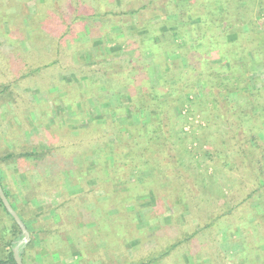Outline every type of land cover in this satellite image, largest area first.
<instances>
[{
  "label": "rangeland",
  "instance_id": "obj_1",
  "mask_svg": "<svg viewBox=\"0 0 264 264\" xmlns=\"http://www.w3.org/2000/svg\"><path fill=\"white\" fill-rule=\"evenodd\" d=\"M53 1L58 4L60 2L59 14L68 10L64 22L67 19L70 20V10L68 7L63 6L66 1ZM90 1L93 2L89 0L87 5L82 6L87 13H90L91 7H95L94 3ZM107 1L111 4L104 2V5H108L106 9L115 7V11L131 9L132 7L136 9L141 3V0ZM46 2L47 0H26L24 10L27 9L29 13L27 12L24 19L13 25L15 26L14 30L12 29L14 17L9 18L8 21V13L6 12L9 7L13 11L19 12V4L2 0V5H0V33H4L3 37L0 38V87L7 86L9 81L16 79L13 84V99L8 100V96L0 98V159L8 154V151L17 153V151H26L28 147L32 149L36 145L47 144L46 137L42 135L43 130H47L51 139L55 141L53 142L54 145L60 146L66 139L67 141L72 139L71 143H76L71 146L73 152L65 148L61 151V154L63 153L67 159L70 158L72 162L78 161L85 166L82 169L87 174L95 173L93 175L96 177L92 176V180L97 183L87 184L86 179L81 180V178H79L80 183L71 178L69 180L70 175L68 173L70 174V172L68 171L66 174L65 171L70 166H67L65 171H62V168L55 169L57 173L53 174L44 161L36 163L13 160L9 164L8 161L0 162V173L3 176L7 194H11V198L17 202V206L23 207L22 211H25L24 218L32 223V226L39 233L38 237L42 238L41 242L40 239L37 240L40 245L37 244L36 246L44 247L48 253L42 256L36 246V248L25 250L27 263L246 264L249 256L243 251L246 250L247 246L239 241L242 246V253L235 254V248L232 245L234 239L238 240L243 236L241 235L242 230L238 226L232 227L233 223L237 225L242 219L246 220V211H243V215L235 214L226 222L222 220L224 226L218 225L214 228H206L199 235L192 237V239H196H188L198 231L197 220L200 213H202L200 212L202 206L200 204L198 206L194 205V197L200 195L198 198L214 199V208L223 207V204L231 208L245 197L246 194L242 189L244 184H239V182L233 184V186L230 185L231 194L226 198L222 196L224 194L219 192H210L216 190L218 185L223 186L225 184L226 187L229 181H233L232 176L235 175L239 162L232 152H228L226 164L224 162L219 164L216 156L210 159L208 157L209 152H203L208 147L205 141L200 140L202 141L200 149L194 152L193 148L196 147V142L189 138L184 139L180 148L181 153L176 156V163L187 170V175H184L185 181L187 185L192 186L191 190L195 192L191 195L179 192L181 188L168 168L163 169V172L144 169L134 177V174L131 175L130 165L126 169L115 170V163V166L113 165L114 167L112 166L113 168L111 167L112 170L109 172L104 168L103 170L90 168V165L98 166L97 164L102 159H109V156L100 158L94 155L93 149L96 145H92L91 150L86 148L85 152L78 154L80 157L75 155L83 144L87 145V140H84V129L87 128L89 119L102 121L104 118L110 117L112 121L119 123L118 125L127 124L128 120L140 123L143 119H148V111L139 112L133 120L130 119L131 108L127 109V114L121 112L116 115L115 111L107 112V105L111 104L115 108L119 104L121 105L122 100L113 91H106L109 87L108 83L104 81V79H107L106 73H98L99 70L102 71L105 70V67L108 68L106 63H110L111 68H113L111 78L113 81L118 80L120 77L118 72L125 69L127 61L135 62L136 52L139 50L140 53L141 47L125 46L124 43L130 42L138 36L134 30L125 25L118 23L112 26L103 25L101 29H95L90 23L79 25L78 21H75L74 24L77 25L72 28L74 31L73 36H67L63 40L64 47L61 48L59 57L61 61L60 68L49 66L40 76H26L24 75L25 70L24 73L21 71L24 69L22 68L24 60L26 63H38L50 59L52 56L50 51L53 50V47L55 48L57 42L55 39L54 41L47 39L48 35L42 36L46 26H39L41 23L28 24L30 14L41 9L40 7H43ZM182 2L185 5L186 0H182ZM253 19L256 25L259 26L257 23L264 20V6H262L261 11H255ZM125 20H129V22L131 20L134 25L135 21L138 20V15L134 14ZM93 21V23H96L97 20ZM12 30L14 33H11ZM54 33L56 34V31ZM89 53H92L93 57ZM144 59L148 65V78H136L135 86L148 83L146 86H141L144 90L150 89V86L158 87L162 82L160 68L153 64L149 54H146ZM108 71H110V68H108ZM177 71L176 73H178ZM249 76L252 83L246 87L247 90H244L245 88L241 86H239V91L237 88H231L229 101L234 111L239 109V94H246L248 98V95L256 88H260L264 94V66H252ZM121 81V83H125L126 79ZM120 85L118 82H114V86L118 88V91H124V88H119ZM234 85L235 83L232 82L230 87H236ZM97 86L102 88L104 94L96 99L93 97L95 93L93 89L98 88ZM71 87L77 88V94L72 99L67 100L66 103L62 93L63 90ZM101 98H105L106 101L99 102L102 100ZM248 99L249 101L253 100L252 96ZM12 101L17 102L18 108ZM246 105L244 107L249 112L251 109L250 104L246 103ZM184 109L182 113L187 116L186 120L184 119V131L189 132L190 127L197 126L198 123L204 126L207 121L206 110L202 114L198 112L189 114L188 109ZM173 112L178 117L177 110L175 109ZM252 112L258 119L259 110L254 108ZM261 115L264 120V111ZM226 131L228 132L229 128L220 124L218 135H227ZM105 132L109 133V128ZM204 132H207V130ZM114 133H116L115 128L111 130L109 136V139L113 141L115 139ZM117 146L119 145L115 144L110 149L114 158L122 152H119ZM114 158L112 159L115 162ZM209 175L214 176L210 177L211 182L207 181ZM56 176L59 177L58 180ZM153 176L155 177V187L145 184L148 188L141 191L139 186H143V181ZM253 180L250 179L247 184L252 183ZM205 181L213 183V186L205 189ZM85 183L87 184L86 188ZM133 183L137 186H132ZM107 186L112 190L121 192L131 188L133 194L123 197L122 206L124 209H118L116 206L107 208L106 211H102L103 214L100 218L104 219L103 217H105L106 219L107 214L113 216L119 212H125L133 216L134 232L130 234L129 239H126V237L123 238L120 235L121 230L117 229L119 226L104 224L101 226L100 233L94 232V241L99 239L101 242L97 243L93 242V238L89 234V229H92L96 220L93 219L91 214L85 213L86 211L84 212L83 209L92 211L96 205L93 199L90 200L91 195L87 193V189H94L97 197H99L98 200H100V196L103 195V191ZM39 190L42 191L38 193ZM155 190L162 192L164 195L165 191L174 190L171 192L176 197L175 202L179 210L176 209L178 211L173 212L170 210L169 205L164 206L166 203L164 196L161 195L159 201L155 195ZM196 190H200V193ZM72 197H74L73 200ZM262 201H264V198L260 197L250 203V207H258L261 204L264 206ZM208 219H210V216H208ZM79 223H82V225H79ZM7 225L6 217L0 213V228H6ZM45 228L50 232L44 235L43 229ZM177 237H184L188 240L180 246L172 248L169 252V247L173 245L171 243H174L173 241ZM2 249L0 243V255L3 254ZM165 251L169 253L163 256L162 254ZM251 255H259V253L255 249ZM255 260L256 256L251 260V264H257Z\"/></svg>",
  "mask_w": 264,
  "mask_h": 264
},
{
  "label": "trees",
  "instance_id": "obj_2",
  "mask_svg": "<svg viewBox=\"0 0 264 264\" xmlns=\"http://www.w3.org/2000/svg\"><path fill=\"white\" fill-rule=\"evenodd\" d=\"M25 1L9 0L12 4H19L20 10L15 12L11 7H7L8 21L9 18L14 17V23L12 21L13 30L15 29L13 25L27 16L28 11L27 9L24 10V6L26 8ZM64 1L66 2L63 3V6L68 7L71 13L70 20L67 19L66 22H64V19L68 10L59 14L60 2L58 4L53 0H47L43 7L39 6L41 9L30 14L28 24L41 23L39 26H46L42 36L48 35L47 39L53 41L55 39L57 42L55 41L54 51H50L52 54L50 59L38 63H26L24 60L22 67L24 69L21 70L23 73L25 70L24 75L37 77L49 66L60 68L61 61L59 57L61 48L64 47L63 40L67 36H73L74 31L72 28L77 25L74 24L75 21H78L79 25L90 23L95 29H101L103 25L112 26L119 23L138 34L136 39L124 43L125 46H135L136 48L140 46L141 52L139 53V50L136 52L134 63L131 60L127 61L125 69L118 72L120 77L118 76L119 79L115 81L121 84L119 88H124V91H118V88L114 86L115 81L111 78L113 68H111L110 63H106L110 71L107 67H105V70L98 71V73H106L107 79H104V81L109 85L106 91H113L122 100L121 105L119 104L115 108L111 104L107 105L106 111L110 113L115 111L116 115L121 112L127 114V109L131 108L129 115L132 120L139 112H149L148 119H143L140 122L141 125L129 120L127 124L118 125L119 123L112 121L110 117L104 118L102 121L89 119L87 128L84 129V140H87V145L83 144L75 155L80 157L78 154L85 152L87 149L91 150L92 145H96L93 149L94 155L100 158L109 156V159H102L97 164L98 166L90 165V168L96 170H103L104 168L109 172L115 163V170L126 169L130 165L131 175L134 174V177L144 169L163 172V169L168 168L181 188L179 192L191 195L195 192L191 190L192 186L187 185L185 181L184 175H187V170L176 163V156L181 153L180 148L184 139L189 138L196 142V147L193 148L194 152H197L202 141H205L208 147L203 152H209L208 157L210 159L216 156L219 164L222 162L226 164L228 161L227 154L232 152L239 162L238 169L235 171V175L232 176L233 181H229L230 183L228 182L226 187L225 184L223 186L218 185L216 190L210 192H219L224 194L222 196L226 198L231 194L230 185L233 186V184L239 182V184H244L242 189L246 194L245 197L231 208L226 204H223V207L214 208V199H211V201L210 199L198 198L200 195L194 197V205L198 206L200 204L202 206L200 212L202 213H200L197 220L198 231L188 239L199 235L206 228H214L218 225L224 226L223 223L230 220L235 214L243 215V211H246V220L242 219L237 225L233 223L232 227L238 226L242 230L241 235L243 236L240 239L238 238V241L248 248H246V252H243L247 253L249 257H254L251 253L256 249L263 264L264 206L261 204V206L251 208L250 203L260 197L264 198V120L261 115L264 111V94L260 88H256L248 95L249 97L252 96V101H249L246 94H239V109L236 111H234L229 97L231 88H237L239 91V86H241L245 88L244 90H247L246 87L252 83L249 76L252 66H264V20L257 23L260 27L253 21L255 11L262 10L264 0H186L185 5H183L182 0H141L136 9L132 7L121 11H115V7L106 9L108 5L104 4H111L107 0H92L93 2H90L94 3L95 7L90 8V13L82 8L83 5H87L89 0ZM0 5H2V0H0ZM102 5L104 6L102 7ZM134 14L138 15V20L133 25L131 20L129 22L125 19H129ZM93 20H97L96 23H93ZM11 33H14V31ZM3 34L0 33V38L3 37ZM187 45L188 47H186ZM146 54H149L153 64L160 68L162 82L158 87L149 85L150 89L144 90L141 86H146L148 83L136 87L135 80L136 78H148V65L144 59ZM89 55L93 57L92 53H89ZM123 79H126L125 83H121ZM15 80L9 81L7 86L0 87V98L8 96V100L13 99ZM232 82L235 83L234 86L236 87H230ZM93 92H95L93 97L96 99L104 94L100 87L94 88ZM76 94L77 88L71 87L63 90L62 96L67 103V100L72 99ZM102 101H106V99L103 98L99 102ZM243 101L245 102L242 103ZM12 103L17 106L16 101H12ZM246 103L250 104L251 109L249 112L245 109ZM184 108L188 109L189 114L194 112L202 114L206 110L207 121L204 126L198 123L197 126L190 127L189 132L184 131V122L187 118L182 113L185 110ZM254 108L259 110L258 119L253 115ZM175 109L178 117L173 112ZM220 124L229 128V131H226L227 135H218ZM108 128L110 132L106 133L105 130ZM114 128L116 133L113 134L115 136L113 141L109 139V136ZM206 130L209 133L204 132ZM42 135L46 137L47 144L36 145L32 149L28 147L26 151H17V153L8 151V154L1 157L0 162L8 161L9 164L13 160L36 163L44 161L53 174L57 173L55 169L62 168V171H65L67 166H70L65 171V173L70 172V174L68 173L70 175L69 180L71 178L80 183L79 178H81V180L86 179L87 184L97 183L92 180V176L96 177L93 175L95 173L87 174L82 169L85 166L78 161H74V163L70 158L67 159L63 153L61 154V151L65 148L73 152L71 146L76 143H71L72 139L69 141L66 139L58 146L53 144L55 141L51 139L47 130H43ZM115 144L119 145L117 146L119 152L122 151L119 155H116V158L111 155L112 150H110ZM112 158L115 159V162ZM137 162L138 164H136ZM210 177L214 176L209 175L208 182L212 181ZM58 178L56 176L57 180ZM250 179L254 180L252 183L247 184ZM154 180V176L145 179L143 181L144 185L139 186L140 190L145 191L148 186L152 185L155 187ZM207 181H205V189L213 186V183H207ZM86 183L85 188L87 187ZM0 184L10 205L29 232L30 241L19 248L22 263L28 264L25 259V250L34 248L41 242L42 238L38 237L39 233L32 226V223L24 218L25 211H22L23 207L17 206V202L11 198V194H7L1 173ZM132 186L137 185L133 183ZM104 190L103 195L98 200L99 197H97L95 190L87 189V193L91 195L90 200L93 199L96 203L92 211L83 209L84 212L86 211L85 213L91 214L93 219L96 220L92 229H89L90 237L93 238V242L101 243L99 239L94 241L93 235L94 232L100 233L101 226L107 224L108 226H119L117 229L121 230L120 235L127 239L134 232L132 215L119 212L113 216L107 214L106 219L100 217L103 214L102 211H106L107 208L116 206L118 209H124L122 206L123 197L133 194V189L127 188L126 191L121 192L112 190L107 186ZM41 191L37 192L40 193ZM171 191L174 190H167L164 195L162 192L155 190V195L159 201L161 195H163L166 201L164 206L169 205L170 210L175 212L178 206L175 202L176 197ZM196 191L200 193V190ZM73 199L74 197H72ZM0 213L8 221V227L0 228V243L3 247L0 264H16L12 250L22 237L21 230L6 211L1 200ZM208 216H210V219H208ZM79 225H82V223H79ZM43 231L45 232L44 235L50 232L46 228ZM39 239L40 242L38 243L37 240ZM188 239L177 237L173 241L174 243H171L173 245L169 247V252ZM36 247L39 249V254L46 255L47 251L44 247ZM168 253L165 251L162 255L165 256Z\"/></svg>",
  "mask_w": 264,
  "mask_h": 264
},
{
  "label": "water",
  "instance_id": "obj_3",
  "mask_svg": "<svg viewBox=\"0 0 264 264\" xmlns=\"http://www.w3.org/2000/svg\"><path fill=\"white\" fill-rule=\"evenodd\" d=\"M0 200L3 204V206L5 207L6 211L14 219V221L16 222V224L18 225V227L21 230L22 237L19 241H17V243L14 246L12 251H13V257H14L16 264H23L21 257L19 255V248L26 245L30 241L29 232L26 229L25 225L23 224L22 220L19 218L17 213L14 211V209L10 205L8 199L6 198V196L2 190L1 184H0Z\"/></svg>",
  "mask_w": 264,
  "mask_h": 264
},
{
  "label": "crops",
  "instance_id": "obj_4",
  "mask_svg": "<svg viewBox=\"0 0 264 264\" xmlns=\"http://www.w3.org/2000/svg\"><path fill=\"white\" fill-rule=\"evenodd\" d=\"M233 247L235 248V254H237V253H239V252H241L242 251V246H241V243L237 240V239H234L233 240ZM242 253V252H241ZM254 256H256V263H260V264H262V259H261V256H259V255H254ZM251 258H253V257H248V262L246 261V264H251ZM264 264V263H263Z\"/></svg>",
  "mask_w": 264,
  "mask_h": 264
}]
</instances>
